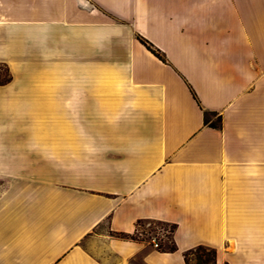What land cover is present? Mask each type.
Masks as SVG:
<instances>
[{
    "label": "crops",
    "instance_id": "0c3cea01",
    "mask_svg": "<svg viewBox=\"0 0 264 264\" xmlns=\"http://www.w3.org/2000/svg\"><path fill=\"white\" fill-rule=\"evenodd\" d=\"M0 66V264H264V0H0Z\"/></svg>",
    "mask_w": 264,
    "mask_h": 264
},
{
    "label": "trees",
    "instance_id": "16d2710c",
    "mask_svg": "<svg viewBox=\"0 0 264 264\" xmlns=\"http://www.w3.org/2000/svg\"><path fill=\"white\" fill-rule=\"evenodd\" d=\"M139 41L149 50L152 52V54H154L157 58L161 59L162 61H165L162 56L159 54L158 51L154 50L152 48V46L145 40L139 38ZM194 99H196V96L194 93H192ZM220 117H218L216 120H214L213 122L209 123V114L207 112L204 113V123L207 125L209 124V126L211 127H217L219 124H220ZM166 224V223H163V222H158V221H153V220H139L136 222V225H135V230L137 229H140V230H144L145 226L147 224H150V226L152 225H157V224ZM170 224H166L164 225L165 227L168 226ZM170 233L173 234L174 232V229H175V226L174 225H170ZM118 237L120 238H124V239H129V240H133V241H138L135 237H134V234L132 235H118ZM158 250H162L164 251L163 249H158ZM166 251H170V252H173L175 251V247L174 245L172 244L171 247L167 248ZM192 256H195V262L196 264H216V251L212 248H207V247H204V246H198V247H195L191 250H188L187 252H185L183 254V257H184V261H185V264H190L191 260H190V257Z\"/></svg>",
    "mask_w": 264,
    "mask_h": 264
},
{
    "label": "rangeland",
    "instance_id": "374dc122",
    "mask_svg": "<svg viewBox=\"0 0 264 264\" xmlns=\"http://www.w3.org/2000/svg\"><path fill=\"white\" fill-rule=\"evenodd\" d=\"M8 80V72L7 70L4 68V67H1L0 66V83H4ZM4 184V181H1L0 180V191H1V188ZM166 224H157V225H152L150 227H146L144 228V233H146L143 238H141L139 241H142V242H145L147 245H151L150 242H149V239L152 237V236H155L157 232H161L163 231L164 233V237H160L158 236V239H159V243H160V249H163V250H166L167 248L171 247L172 246V234L170 233V225L168 226H164ZM190 264H196L195 262V256H192L190 257Z\"/></svg>",
    "mask_w": 264,
    "mask_h": 264
},
{
    "label": "built area",
    "instance_id": "2783aa9c",
    "mask_svg": "<svg viewBox=\"0 0 264 264\" xmlns=\"http://www.w3.org/2000/svg\"><path fill=\"white\" fill-rule=\"evenodd\" d=\"M146 227H150V224H147ZM134 237L139 241L141 238H143V236L146 234L144 233V230H140V229H137L134 231ZM158 236L160 237H164V233L163 231L161 232H157L155 236H152L150 239H149V242L151 244L152 247L156 248V249H159L160 248V241L158 239Z\"/></svg>",
    "mask_w": 264,
    "mask_h": 264
}]
</instances>
